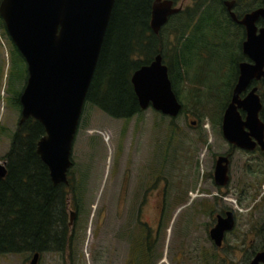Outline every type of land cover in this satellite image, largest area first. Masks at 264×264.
<instances>
[{
    "label": "rangeland",
    "instance_id": "1",
    "mask_svg": "<svg viewBox=\"0 0 264 264\" xmlns=\"http://www.w3.org/2000/svg\"><path fill=\"white\" fill-rule=\"evenodd\" d=\"M195 3L196 0H177L176 6L182 4L186 9ZM245 4L249 9L251 0H245ZM217 17L220 18V15L217 14ZM172 26L177 25L174 23ZM173 30L169 28L167 31L172 40L170 33ZM234 35L229 29L212 30L199 26L197 31H191L194 42L197 37V47L190 56L187 70L190 76L197 80V64L212 65L226 53L231 57L227 51L236 49L239 43ZM27 76L24 59L5 30L0 28V162L9 151L12 137L20 125L19 98ZM178 90L183 109L176 118L162 115L149 107L129 120L113 119L90 104L84 105L72 146L73 164L68 172V185H65L68 219L71 211L76 214L71 226L74 230L73 264H128L132 252L130 237L145 234L141 229L142 223H147L153 232L157 228L162 210L161 188L165 186L162 181L157 184L159 173L166 177L164 180L169 189L163 198L165 212L155 248L156 259L162 264H171L170 259L182 250L181 243L184 241L189 245L187 254L193 256L196 200H204L207 206L210 194H213L236 216L235 228L226 241L236 251L229 255L233 257L234 264H246L245 258H242L247 252L246 241L243 245L246 251L241 255L242 238L248 233L247 241H252V244L258 242L257 231L264 225L263 164L256 155L235 151L228 188L220 191L213 189L207 168L212 165V156L226 149L219 137L213 135L212 142L205 129L213 126L214 110L200 118V123L193 116V104L189 98L192 85L183 81ZM195 126H202L203 133H199ZM200 139L204 140L203 143ZM201 143L209 145V152H205ZM197 162L200 176H197ZM248 165L255 170L253 174L249 172ZM197 179L199 198L196 196ZM147 187L157 188L148 200L153 208L150 206L144 210V215L140 217L142 223L136 225L135 210L130 203L135 202L137 195L141 197ZM203 189H208L210 194H202ZM210 223L208 213L198 215L197 239L202 250L210 248ZM30 258L29 254L8 255L6 261L7 264H23ZM210 262L221 264L219 258ZM38 264H70V260L68 263L60 255L44 254ZM189 264H193V259Z\"/></svg>",
    "mask_w": 264,
    "mask_h": 264
},
{
    "label": "water",
    "instance_id": "2",
    "mask_svg": "<svg viewBox=\"0 0 264 264\" xmlns=\"http://www.w3.org/2000/svg\"><path fill=\"white\" fill-rule=\"evenodd\" d=\"M114 1L0 0L4 30L27 66V81L19 98V124L31 118L43 127L44 135L37 142L36 153L47 167L53 186L68 185L73 141ZM181 8L172 0H155L150 16L152 32L158 34L169 17ZM231 16L235 18L234 14ZM258 17H264V7L247 13L238 22L246 29L243 52L254 65L240 64L236 93L252 78H259L258 74L264 76V28L257 34L255 21ZM130 81L141 110L151 107L171 118L181 112L182 106L160 54L150 64L135 70ZM235 105L247 111L244 122ZM259 108L258 97L253 93L241 103L234 96L222 124L223 135L229 143L251 150L255 146L253 138L264 152V126L258 119ZM244 128L249 132H244ZM5 165L0 162V180L6 175ZM226 171L221 167L215 172L219 185L227 183ZM75 217V212L71 211L69 226H73ZM217 219L209 235L219 246L224 232L235 227V219L230 211L226 218L218 216ZM37 259L36 253L29 264H37ZM250 264H264V250L256 253Z\"/></svg>",
    "mask_w": 264,
    "mask_h": 264
},
{
    "label": "trees",
    "instance_id": "3",
    "mask_svg": "<svg viewBox=\"0 0 264 264\" xmlns=\"http://www.w3.org/2000/svg\"><path fill=\"white\" fill-rule=\"evenodd\" d=\"M154 1H114L85 104L96 107L113 119L129 120L138 115L142 110L131 85V75L141 66L150 64L154 57L160 54L163 63L168 67L169 79L177 97L180 96L178 89L183 81L192 85L189 98L193 104V116L202 119L212 110L215 111L216 101L219 100L224 106L228 96L223 94V80H215L214 76L211 77V72H208L210 78L201 82L204 86L202 97L197 96L198 78L194 79L187 72L190 56L197 47V37L194 42L191 31H197V26L212 30L225 27L231 29L230 22L222 18L220 11L224 10L220 5L218 9L203 7V4L199 6L196 0L193 7H187L170 17L158 34H154L150 28ZM237 1L246 7L245 0ZM262 4L263 0H251L250 8L246 7L244 10H251ZM174 23L176 27L172 26ZM0 28L4 29L1 19ZM169 28H174L170 33L173 40L167 32ZM227 52L231 53L232 50ZM226 56L217 59L214 65H219L227 58L232 59ZM208 89H218L219 94L209 93L205 96ZM197 101L200 102V108H197ZM219 114L211 119L212 122L217 121ZM43 135V127L35 120L27 119L18 125L10 149L2 158L6 163V175L0 180V254L63 253L67 243L73 245L74 230L69 228L66 211V187L62 184L52 185L48 169L36 153L37 142ZM76 205L78 206L77 203ZM257 234L258 242L246 243L248 250L245 260L248 256L251 261L256 253L264 250L262 228ZM245 241L246 238H242L241 251L244 252ZM68 249H71V245ZM70 252H73V248ZM216 259L217 257L213 261Z\"/></svg>",
    "mask_w": 264,
    "mask_h": 264
},
{
    "label": "flooded vegetation",
    "instance_id": "4",
    "mask_svg": "<svg viewBox=\"0 0 264 264\" xmlns=\"http://www.w3.org/2000/svg\"><path fill=\"white\" fill-rule=\"evenodd\" d=\"M228 2V4L231 3V5L229 6L228 4H226ZM197 4L199 6L203 7H217L220 5L221 8L224 10V12L220 11L222 18H226L228 23L231 26V29L225 27L223 28L225 31L226 29L232 30L234 34V36H236V38H238V47H236V49L232 50L231 53L228 52L229 56L232 57V59L227 58L225 60H223L219 65H200L197 64V66L199 65L198 68V72H197V78H198V88L199 90H197V96L200 98L202 97V93L204 92V86L201 84V82L203 80H207L208 79V75L209 73H206L207 71L213 73L212 76H214L215 80H217V78H220L221 80H223L224 84H222V89L224 90L223 94H226L228 96L227 101L221 105L219 100L216 101V103H214V108L215 111L213 112L214 116H216L217 113H220L219 116L217 117V121L216 122H212L213 126H208V128H205L208 136L211 137V141L213 142V138L214 136L219 137V139L221 140V142H224L226 149L224 152L220 153V154H215L214 156H212V165L210 167L207 168V175L208 178L210 180V184L213 186V189L215 190H223V189H227L228 185L230 183L231 177H230V169H231V162H232V157H233V153L235 151H240V152H244L247 154H251V155H256V157H258L257 160L262 162V170H264V152L262 151V148L260 147V145H258V143L251 138L254 142H255V146L251 149V150H244L241 149L231 143H229L224 135H223V116L226 112V110L228 109L229 105L232 103V100L235 96V99L238 100L240 103L244 101L245 98H247L251 93H253L254 95H256L258 97V101L260 104V108L258 111V119L259 121L263 124L264 126V76L258 74V77H254L252 78L247 85L241 89L238 93H236V86L238 83V79L240 76V64H247V65H254V61H252L251 59H249V57L247 55L244 54L243 52V43L246 40V29L243 25H240L238 22L243 18L244 15H246L247 13H250L256 9L262 8L264 7V0H263V4L259 7H255L251 10H244L246 9V7H244L243 5H241L240 3H238L237 0H197ZM174 5L176 6V2H174ZM182 8L181 10L178 12H182L183 10V6L182 4L180 5ZM202 7V8H203ZM177 13V14H178ZM231 14L235 15V18H233L231 16ZM176 15V14H175ZM173 16V15H172ZM170 16V17H172ZM169 17V18H170ZM221 18V20H222ZM169 20V19H168ZM225 23V21H223ZM255 27L257 28V34L259 32V30L261 28H264V17H258L257 20L255 21ZM162 57V56H161ZM163 61V58H162ZM164 64V63H163ZM166 65V64H164ZM210 66L212 67L210 69ZM167 67V65H166ZM168 70V67H167ZM262 71L264 72V66L262 68ZM204 73H206L204 75ZM169 77V75H168ZM230 81H232V83L230 84ZM209 90V91H208ZM205 93V96L208 95L209 93L211 94H219L218 89H208ZM215 90V92H214ZM254 90V91H253ZM214 92V93H213ZM177 97V96H176ZM178 99V97H177ZM179 103L181 104L180 100L178 99ZM182 106V104H181ZM236 106V110L237 113L240 117V120L242 122H244L246 120V116H247V111H245L242 107H237ZM200 102L197 101V108H200ZM183 108H181L182 111ZM182 112H180L179 114H181ZM199 114L198 109H197V115ZM176 118V117H175ZM197 121H199L201 123L200 117L197 116ZM235 123V122H234ZM202 126H195V128H197V131L199 133H203V128H201ZM209 129V130H208ZM210 131V132H209ZM244 132H249L248 129L244 128ZM214 135V136H213ZM168 139V143H169ZM200 139V142L203 143L204 140ZM263 141H264V130H263ZM201 143V144H202ZM209 145H205L203 146L202 144V148L205 149V152H209ZM211 149V148H210ZM168 151V150H167ZM168 165V161H165V165ZM199 162H197V176H200L198 174H200V170H199ZM221 167H225L226 168V176L228 178V181L225 185H219L216 180H215V172L217 171V169L221 170ZM252 166L248 165V170L249 172H251L252 174L255 172V170H252L253 168H251ZM159 173V172H158ZM163 173V172H162ZM158 177V182L157 184L162 181V183L165 186H162L161 191H162V198H161V203H160V212H159V216H158V222H157V228L156 230H154L147 224V223H142L140 221V217L142 215H144L143 211L147 210L148 208H153L152 205L149 204V196L150 194L153 193L154 190H156L157 188H153V187H147L146 189L143 190L142 192V196L139 197V195H137L135 197V202H131L130 206L132 208H134L135 210V214H136V225H138L140 222L142 223L141 225L143 227H141L142 231H144L145 234L138 236V235H133L130 237V241H129V248H131L132 252H131V256L128 257L127 263L129 262V264H162L161 262H159L156 259V255L157 252H155V248L156 245L160 239V230H161V224H162V220L164 219V212H165V205H164V196L166 195V193H168V183L166 180V177L164 175H157ZM147 183V182H146ZM199 184V179H197V191H196V196L197 198H199L201 196V194H199L200 189L198 188ZM146 186V184H145ZM144 186V187H145ZM153 186H154V182H153ZM249 190V189H246ZM142 190H140L141 192ZM226 193V192H225ZM138 194V193H137ZM205 195L210 194V191L208 189H203V193ZM242 194V193H241ZM220 197H222L220 195ZM210 203L206 206L204 204V200H201L199 202H197L196 200V204H195V237H194V248H193V256L189 257V254H187L188 251H186L187 247L189 246L187 244L186 241L181 243V249L183 250H178V252H176L174 254V256L170 259V263L171 264H189L190 263V259H193V264H211L210 261H213V259L215 257L219 258V260L221 261V264H234V260H232V256H230L229 254H233L234 251V246H231L230 243L226 244L227 241V236L233 233V230L231 231H226L223 234V238L221 241V244L218 246L215 241H213L209 235L210 230L215 226V224H217L218 221V216H220L221 218H226L227 217V213L230 211L234 214V212L232 210H229L226 206H224L223 204L219 203V201H221L220 199L218 200L217 198L214 197L213 194H210ZM120 202V201H119ZM119 204V203H118ZM198 205V206H197ZM185 206V205H182ZM181 206V208H182ZM198 208V209H197ZM198 210V211H197ZM203 213H208V218H209V222L211 223L208 224V228L210 227V229H208V240L210 242V248L209 249H203L200 247V243H199V239H197V217L198 215H202ZM198 214V215H197ZM234 219H235V225H236V216L234 214ZM68 225H69V219H68ZM207 227V226H206ZM263 227L262 226V239L264 241V232H263ZM69 228H72L71 226H69ZM72 234V232L70 231V235ZM246 236H244V238L247 237L248 233L245 234ZM123 238V237H122ZM126 238V237H125ZM248 241L246 240V243ZM69 245H71V249L73 248L72 243H67L64 247V249L62 250L63 253H52L53 255H60L62 257V260L64 262L69 263L70 260V264H73V255L71 249L69 250L68 247ZM248 250V248L246 249ZM241 255L244 254V251H241ZM261 252V251H260ZM36 254V253H34ZM34 254L31 255L30 260H26L23 261V264H29L34 256ZM38 254V259H37V264L39 263L40 259H42V255L44 254ZM10 255V254H0V264H7L6 261V257ZM247 255V252L245 254V256ZM256 255V254H255ZM254 255V256H255ZM245 256L242 255V258H245ZM253 256V257H254ZM166 261V260H165ZM246 264H250V261L248 260V256L247 259L245 260ZM163 262V261H162ZM126 263V261H125ZM121 264V262H120Z\"/></svg>",
    "mask_w": 264,
    "mask_h": 264
}]
</instances>
